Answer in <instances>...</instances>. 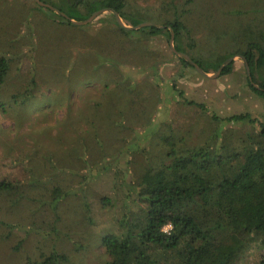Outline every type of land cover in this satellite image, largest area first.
I'll return each instance as SVG.
<instances>
[{
  "label": "rangeland",
  "instance_id": "obj_1",
  "mask_svg": "<svg viewBox=\"0 0 264 264\" xmlns=\"http://www.w3.org/2000/svg\"><path fill=\"white\" fill-rule=\"evenodd\" d=\"M39 1L64 6L77 21L93 13L91 0ZM130 2L145 10L155 0ZM184 8L190 37L182 34V53L204 63L242 46L232 36L240 22L264 28V0H189ZM158 15L142 22L162 25ZM66 21L35 0H0V55L8 59L0 182L15 185L0 191V264L54 249L69 264H105L101 238L119 229L124 206L134 204L124 182L170 164L183 144L209 139L218 127L211 113L248 111L264 122V99L249 89L240 56L229 74L209 78L181 62L165 32H121L111 11L84 25ZM230 126L248 125H222ZM54 188L64 193L55 205ZM258 256L248 252L243 264H257Z\"/></svg>",
  "mask_w": 264,
  "mask_h": 264
},
{
  "label": "trees",
  "instance_id": "obj_2",
  "mask_svg": "<svg viewBox=\"0 0 264 264\" xmlns=\"http://www.w3.org/2000/svg\"><path fill=\"white\" fill-rule=\"evenodd\" d=\"M127 2L91 0L89 6L91 12L113 9L132 26L159 14L162 27L145 26L139 31L152 36L165 32L169 36L172 30L174 48L187 53L179 42L183 33L190 37L184 21L189 0H155L145 10L132 8L133 3ZM57 8L62 11L64 6ZM218 30L220 35L227 33L223 27ZM232 36L242 46L210 63L188 54L206 73L214 72L231 56L244 57L252 80L246 76L247 85L264 99V28L251 21L240 22ZM232 68L233 60L219 75L229 74ZM7 71L8 59L0 55V86ZM183 101L208 112L201 103ZM209 117L218 124L209 139L193 146L183 144L172 150L170 164L153 168L137 183L124 182V194L134 204L124 206L118 218L119 229L101 238L105 264H243L252 250L259 251L257 264H264V122L248 111L228 116L211 113ZM226 123L248 126L237 131L232 126L222 127ZM14 187L11 181L0 182V191L12 192ZM52 193L51 203L55 205L64 193L60 188ZM23 264H69V256L54 249L28 257Z\"/></svg>",
  "mask_w": 264,
  "mask_h": 264
},
{
  "label": "water",
  "instance_id": "obj_3",
  "mask_svg": "<svg viewBox=\"0 0 264 264\" xmlns=\"http://www.w3.org/2000/svg\"><path fill=\"white\" fill-rule=\"evenodd\" d=\"M35 1H36L39 5H42V6L48 7L49 9L53 10L54 12H56L57 14H59L60 16H63L66 20L70 21V23H75V24H78V25H84V24H87L88 22L92 21V20H93L98 14H100V13H102V12H104V11H111L112 14L114 15V18H115L117 24H118L120 27H122V28H124V29H126V30L139 29V28H141V27H145V26L156 25V24H154V23H152V22H141V23H139L138 25H135V26L127 25V24H125V23L122 21L121 17L119 16V14H118L115 10H113V9H107V8H101V9H98V10L94 11V12H93L88 18L77 21V20H74L73 18H70V16H68L66 13H64V12L60 11L59 9H57V8H55V7H53V6H51L50 4H47V3L41 2V1H39V0H35ZM156 26H157V25H156ZM157 27H162V25H159V26H157ZM173 41H174V33H173L172 30H171V31H170V38H169V43H170V48H171V50H172L175 54L181 56V57L184 58L186 61H188V62H189L194 68H195V70H196L197 72H199L200 74H202V75L205 76V77H209V78H215V77H217V76L220 74V72H221V70L223 69V67H224L226 64H228L230 61H232L233 58L235 57V56H231V57L227 58L225 61H223V62L220 64V66H219V67H218L213 73H206V72H204V71L200 68V66H199L196 62H194L190 57H188L186 54H184V53H182V52L177 51V50L174 48V46H173ZM236 56H237V55H236ZM238 56H239V55H238ZM240 57L242 58V61H243V63H244L246 76H247L248 80H249L250 82H252V80H251V76H250V70H249L248 63H247V61H246V59H245L244 57H242V56H240ZM254 86L257 87L255 84H254Z\"/></svg>",
  "mask_w": 264,
  "mask_h": 264
},
{
  "label": "built area",
  "instance_id": "obj_4",
  "mask_svg": "<svg viewBox=\"0 0 264 264\" xmlns=\"http://www.w3.org/2000/svg\"><path fill=\"white\" fill-rule=\"evenodd\" d=\"M167 229V228H166Z\"/></svg>",
  "mask_w": 264,
  "mask_h": 264
}]
</instances>
